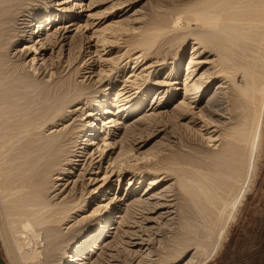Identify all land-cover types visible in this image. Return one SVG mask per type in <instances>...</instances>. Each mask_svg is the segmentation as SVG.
Segmentation results:
<instances>
[{"label": "rangeland", "instance_id": "1", "mask_svg": "<svg viewBox=\"0 0 264 264\" xmlns=\"http://www.w3.org/2000/svg\"><path fill=\"white\" fill-rule=\"evenodd\" d=\"M88 1L89 0H87V3ZM92 1L93 3L95 1L92 7L90 8L84 7L83 10L76 9L77 11L75 10L73 13L70 12L67 18H64L63 20H60L59 22L56 23L58 25H61V27H66V30H65V32L67 33L66 40L64 41V43H62L63 45L62 48L60 47L61 46L60 45L59 47H55L52 50L51 49L52 47L50 46V44H46L45 46L42 47L41 44L36 43L35 40L29 43L30 45L36 44L39 50L36 53V56H37L36 66L37 68H41L40 74L44 72L40 76L39 81L43 80V81H46L47 84L48 83L53 84L54 81L57 82L58 79L62 77H65V78L68 77L70 72L74 70L76 67L78 66L81 67L80 69L81 74L77 76L76 79L79 82L84 84V87H82L81 90L85 92L84 93L85 95L81 96L78 99V101L72 104L71 108L67 109V114L65 118L63 119V122L58 123L59 126L57 125L58 126L57 131L59 129H60L59 131H61L63 128H65V130L67 129V132L71 131L72 133L74 129H75L74 130L75 132H79L83 130L84 128H86V126H88V123H87L88 121H91V122L94 121L93 123L97 124L98 128L102 127V125L104 124L103 120L109 117L106 115V109L111 103L112 98L116 94H118V96L122 95L121 93L122 92L124 93L125 91L124 88H129L130 86L129 81H132L134 79L141 80L142 75L147 77V82L145 83L142 89H145V91L151 90V92L145 95V98L146 97L147 98L145 99V103L142 106L143 107L142 110L137 113L139 114L138 116H135L137 114L133 115L132 118L127 119L128 121L125 122V125H118V127L116 128L114 127L110 128V125L109 126L107 125L104 127V130L107 128V131L109 130V132L103 133V131L101 132L99 131V134H97L94 137L96 138L95 143H98L100 139H104V138H105L104 140H106L107 142H110L112 144L115 143L113 147H109L110 149L111 148L113 149L112 151H110L108 157H106V154L107 152H109L110 149L108 148L106 150L104 159L101 161V164H99V168H98V165H96V163L99 162V155H100L98 151L100 149L97 148L98 146L92 145L90 147H87V150L89 151L88 155H86V153H81L79 150L80 155L76 154V156H79V159L75 158L76 160H79L75 164L78 166H74V165H71V167L69 166V168L72 169V170L69 169L70 171H72V173L68 171L66 173L67 177L65 178V180L60 181L62 185L60 186L61 188L59 187L60 188L59 193H61L62 195L59 197V200L57 202H61L64 198L69 197V194L71 193L73 189L76 190L77 188L78 189L77 195H80V190L83 188L86 190V192L87 190L89 192L93 190L94 188L99 187L102 184L100 179L103 178L102 176L105 172V169L108 168L109 160L112 158L115 159L121 152H123L121 154L125 155L126 151L130 149H132V151L131 150L129 151L130 154L134 156V157L132 156L129 157V159L132 160L133 162V163L131 162L132 165H134L135 163L136 164L138 163L139 167H146L148 169H151L150 167L156 168L158 166L157 164H161L160 167L162 169L164 168L163 170H159V172L161 173L164 172V174L160 175V178H163V181L157 183V185L155 186L154 185L151 186L152 189L149 192L150 195L148 194V196L146 197H141L140 194L144 193V190L147 188L148 186L147 181H145L140 186H137L136 178L135 179L133 178L131 180V185L129 186L126 185L127 181L130 180L134 176V174L132 175L131 171L129 170L126 171L121 176L120 185L118 187H115L118 182L116 181L117 180L116 177H112L111 182L107 183V185H109V188L112 190L109 191L110 192L109 195H106L104 198L115 196L119 198H124L128 200V204L130 203L131 208L128 207V209L130 208L131 210L128 211L126 207L125 211L127 212H123L122 210H124L125 207H123L124 204L121 202V204H119L116 207L115 211L113 212H115L116 214L117 212L121 211L122 215L126 214L123 224L127 226H132V227L130 228L122 227L121 228L122 230L118 231L117 233L114 234L113 237L107 240V244L105 248H103L102 250H95V252L97 253L93 255L92 262H96L98 264H264V127L260 134L261 137H259L258 139L259 141L256 140V144H255V141L252 140V143H250L249 145L247 144L249 147L246 148L247 146L246 145L245 149L243 146H240V148H238L240 144L237 146L236 144L237 141L234 142L235 145L237 146L235 148L236 149L235 151L234 148H231L233 146L235 147L234 144H232L230 147L228 146V148L226 149V146L224 147L220 146L221 142L214 140L216 139L215 137H217L218 135L216 134V132H214L215 130L214 125H217L218 122L220 125H224V126L227 123L226 126L228 130L224 131L225 133L223 132V134L229 135L228 137L231 138L230 134H233V133L228 128L232 125V124L229 125L230 119L233 120L235 118V121L233 120V122L235 123L233 124L240 125L243 122V118H245L244 115L246 111L244 110L245 109L244 98L242 97V94H240V89H238L237 87L239 86V88H241L240 86H242V84L244 83L243 74L242 73L238 74L234 70L236 68L232 63H229V65L227 63L228 66L225 65L224 63L223 65L228 71L232 72L233 74L236 72L235 73L236 76L238 74L237 77L235 75H231L233 77L234 76L236 77V78L234 77L236 81H234L235 79L233 77L232 78L234 79L233 81L236 82L237 84L233 83L234 84L233 85L230 82L232 80L230 81L222 80L223 82L219 83V84H223L222 88L216 90V86H218L217 82L219 80L221 81V77L217 76L218 73H216L215 77L213 76L214 78L213 77L210 78L211 81L209 79H206L208 80L207 86H209V90H210L209 92L214 93V91L216 90L218 93L216 97L219 100L221 99L219 115L210 114L209 112H205V111H203L204 113H202L204 116L198 113L199 110L205 108L207 105L206 99H203V98L199 99L198 101L199 104L197 103L198 109L194 110L195 113L189 110L191 107L185 108V106H183L184 107V110H183V107L180 105L182 107L181 108L178 104H179L180 98L183 97L184 92L179 91V90L174 91L173 89L174 97L167 100V98L170 97L168 91L172 90V88H175L176 86L180 87V84H182V79L185 76V72L183 71L182 73L181 69H180L181 72L176 77L168 75V73H170V71L173 70L172 67H174V63L176 62V59L180 53H183L181 65L186 64L189 58L190 52H191L192 44L198 41L195 37L197 33L198 34L204 33L202 31H205V28H206V31H205L206 33L210 31L212 32L213 30H210V29L213 27H214L213 28L214 31H215V28L217 30L220 20L218 19L216 20L214 18V21H213L212 15L215 14L218 11V9H220V7L218 6L219 4L217 5V7L216 5L214 6L215 8H217L216 12L213 11L215 10V8H212V11H211L212 15L208 14L209 12L206 13L207 11L205 10L206 15L208 16L207 17L205 13H203L204 9L202 12L200 11L201 14L200 12L195 13V11L199 7L201 8V6L204 5L202 4V0H201L202 5L198 4L199 7L196 5L197 2L200 3L199 0H92ZM205 1H209V0H205ZM227 1L234 2V4L228 3V2L227 3L225 2L222 4L223 5L225 4L226 6H228L229 4L230 5L232 4L231 7L233 5L234 6L236 5L237 7L238 6L237 4H239L243 0H240V2L238 0V2L236 3L233 0L232 1L227 0ZM250 1L251 0H249V2L245 0L243 1V4L241 2V7L239 9L241 8L244 9V7L247 5V2L250 3ZM254 1L255 0L251 2L253 3ZM72 2L73 0H47V5H46L44 1L40 0L38 3H36L37 6L35 7V9H40L43 13H46L47 7L49 6H51L52 11H54L55 9L62 10L65 7H68L69 4H72ZM245 2H246V5H244ZM51 4L53 6L54 5H60V6L54 8L52 7ZM222 4H220V6ZM258 4L260 5V2H258ZM258 4L256 3V5ZM223 5H222V8L225 7V6L223 7ZM242 5L244 7H242ZM238 7L236 8V10H238ZM260 7L261 6H259L258 9H261ZM222 8L220 12L218 11L217 15L220 16V14L221 15L223 14ZM232 8L230 9V8L225 7L224 8L225 10L224 9L223 10L227 11L228 9V10H231L228 12H232L235 7L233 9ZM64 11L65 10H63V12ZM189 11L191 12V14L189 13ZM239 11L241 12L244 10H239ZM32 13L33 12H31L30 15L26 13L25 16H31ZM77 13H80L81 15L79 16V18L75 19L76 16H72V15L73 14L76 15ZM188 16L189 17L191 16V17L188 18ZM26 18L28 20V18L30 17H22L23 20L21 19L18 22L19 24H21L20 27L24 26L22 25V22L23 23L26 22L24 21L26 20ZM206 21H208L211 24H212V21L216 22L214 24L216 27L215 26L212 27ZM86 22L87 24L89 25L91 24V25L85 28L84 26ZM204 22L208 25H206ZM75 23L77 25H73ZM115 23L122 24V27H121L122 31L120 30V32L118 31L115 33L114 32L111 33V31H108V32H105L99 35L101 33L102 28L108 26V24L111 25ZM186 23H189V24L187 25ZM254 23L255 22H253V24ZM161 24L165 26L164 27L165 31L164 32L160 31L161 34L159 32L156 33L157 31H159L157 30V28L160 27L159 28L160 30L163 28V26L161 27ZM174 24L177 26L187 25V28H189V26L191 25L190 26L191 28L187 29L185 26H183L184 31H182L183 30L182 27H181L182 29L181 30L180 27L174 26ZM255 24H261V23L257 22ZM78 26H80V28L76 29V27ZM170 26L172 27L174 26L175 28H172ZM202 26L204 29L202 28ZM208 26H211V28ZM123 27L125 29H123ZM207 27L209 31L207 30ZM31 29H34V27H32ZM173 29H178V31L173 30ZM179 29L181 31H179ZM152 30L153 32L155 31L154 32L155 35L156 34L160 35V36L157 35V37L159 36L158 37L159 40L157 39L156 41L157 45H154L155 48L152 47V49L149 51V53H151V56H149L146 60L143 61V63H141V65L147 64V66H150V67L149 69L143 71L144 68L143 67L140 68L141 65H139L137 68L133 70V67H134L133 63L135 62L133 59L136 56L137 52L140 51L139 48L136 49L134 48V46L135 47L138 46L137 43L143 39V35L145 34V32L151 33ZM167 30L169 31L168 33H167ZM45 32L50 33V30L49 31L47 30ZM171 33H173V35ZM139 35H142V37L140 36L141 39L139 38ZM103 36H107L108 38L111 37L109 38L110 39L109 43L111 42L110 43L111 45L107 44L108 46L105 51L103 50V48H101L102 43L100 42ZM75 37H78L77 38L79 40L78 43L79 44L81 43L80 45L81 48L79 51L80 53L78 55L77 61H75V63L72 66L67 67L68 62L70 61L69 59L71 55L70 50H72L71 48H73L72 43L75 41ZM136 40L138 42H135ZM98 41L100 43H98ZM95 46H97V48H94ZM17 48L21 49L22 45L18 46ZM261 48H264V45H262ZM96 49H97V52L99 51V54L97 52L93 53ZM204 49L205 48L201 50L202 53H200V55L196 54L195 58L196 56L201 59H203L204 57V59L207 60L208 62H211V61L212 62L211 64L209 63V64L200 65L199 68L196 67L197 71L194 73V75H196L199 72V74L196 76V79L204 71H208V72L217 71L216 69L217 67L214 68V66H218V64H220L221 62V60L219 59H221L222 56L220 57L216 51L206 52L208 49L206 51ZM256 49H260V47ZM262 50H263V53L260 52L259 56L264 57L263 55L264 49ZM69 51H70V55H69ZM128 51H131V52L128 54ZM255 52H256L255 55L259 53L257 51ZM60 54L62 55V57L60 56ZM34 55L35 53L31 52L26 62H30ZM57 56H60V60H63V62L64 61L67 62L63 64L64 68H66L65 71L60 70L56 72V70H52L50 63L56 64L57 61H59ZM259 56H257V58ZM99 57L101 59H99ZM163 63L165 64L163 65ZM127 64H130V65H127ZM158 64H161V65L158 66ZM261 70L264 71V66H262ZM261 70L259 71L261 75V76L259 75V77L261 78L259 80V83L260 82L261 83H260V86L258 87L259 89L257 88V92L259 93V96H260L259 98L261 99V106L258 103V106H259L258 108L260 107L264 108V95H263L264 94V84H263L264 78L262 77L264 72ZM52 71H53V75H52ZM84 75H85V79L83 78ZM131 75L133 77L129 78V76ZM168 84H172V85L170 86ZM116 90H118V93H116ZM238 90H239V93L237 92ZM102 92H107L108 99L111 98V100L107 102L102 108H100L98 113L95 112L94 113L95 115L92 116L93 118L92 117L89 118L88 114L89 112L91 113L93 106L96 105L97 103L95 100L100 95H102L101 94ZM160 92H164V93L160 94ZM155 93H157V96L162 97L161 100H159L160 101L159 103L161 105L158 107V109H156V113L161 112L159 113L160 116L158 115V116L153 117L152 115L150 116V118H146V120L144 119L142 121H139L140 122L139 124L137 119H139L140 116L142 117L143 114L147 115L153 112L152 110H150V112L146 113L145 110L149 108L150 103L152 99L154 98ZM189 99L190 100L196 99V96L194 95V93L193 95L189 96ZM222 104L224 107L222 106ZM196 113L197 115H195ZM117 117L120 118L119 115L117 116L115 115L112 118H117ZM209 119L211 121L213 120L211 123L212 125L210 124L211 121ZM124 121H125L124 119L119 120V122L121 123ZM206 123H208V125ZM205 125L209 127H206ZM123 126L129 127L128 128L129 130H127L128 133L124 131ZM130 129H133V130L130 131ZM71 133L69 134V136L73 135ZM83 135L84 133L73 135V138L75 137L79 138L76 140L78 144L79 142H81V145H82L81 148H84L87 144L86 141H82L84 140V138L82 137ZM210 138H212L211 141H208V139L210 140ZM120 141L123 144H121ZM120 144L123 147H121ZM257 144L258 146H256ZM99 145L101 146V143H99ZM132 145L134 148L132 147ZM121 148H124V149L121 150ZM223 148H224V152L222 151ZM231 149L233 150V152ZM228 151H231V154ZM224 153L226 154L229 153V155H226ZM235 153L237 154L235 155ZM127 154L128 156H130L129 153ZM220 155L223 156L224 158L225 157L227 158V159L225 158L226 160H225V164H223L224 166L219 164L218 156ZM215 156L217 158H215ZM230 156L233 158H231ZM125 157L127 156H123V159ZM121 158L120 159L118 158L119 161L120 160L122 161ZM139 158L141 159L143 158L144 160L143 159L140 160ZM212 158L214 160H212ZM230 158L236 159V160H231V162L227 164ZM136 159H139L138 160L139 162L138 161L136 162L135 161ZM119 161L117 160L116 163H118ZM214 162L216 164H214ZM122 163L123 162H121V164ZM124 164L123 166L126 165ZM114 166H117V164L116 165L112 164V166L110 165L108 170L112 171L116 169L114 168ZM190 166L193 172L192 170H190L191 169ZM221 166L225 168V171L218 173V171L221 169ZM229 166L232 169L234 167V170L236 172L235 175H232L234 174L233 173L234 170H232V173H231L230 172L231 168ZM235 166H236V169H235ZM215 167L217 168L219 167V168L217 169ZM157 168H159V166ZM184 168L189 172V175L187 174V171L183 173L185 171ZM145 169H143L144 175H147L148 178L155 177L154 174L151 175L152 172H150L148 169L146 170ZM165 169L170 173L165 171ZM168 169L171 171H169ZM174 169L178 171V172L176 171V174L180 173L183 176H185L186 174L191 178H194V176L199 177V174H200L201 180L204 179L202 181H205V182L207 180L208 183L206 182L205 184L201 180H198L200 179V177L198 179H195L194 181L192 180L195 183L199 181V183L196 184L198 186H200L199 184L201 182H202L201 183L202 185L204 184L203 185L204 187L207 184L210 185L213 182L214 183L216 182L217 184L213 183L210 186L208 185L206 186L209 189L213 188L215 189L214 191H216V192L213 191L211 193V190H209L210 193L206 194L208 195L209 201L206 200L207 196L205 197V201H204L205 195L201 196L203 195L201 194L199 196L198 195L199 193L195 194L197 192L196 191L194 192V190H192L191 188H190L191 190L189 189V194L190 196L195 194V195H198L199 198L202 197L201 200H203L205 203L209 202V204L211 203L213 205L212 202L215 203V200H218L216 201V203L219 202L221 204L218 203V207H217L215 206L217 205L215 203L214 204L215 208L214 206L210 208L211 204L209 205V207H207L208 206L207 204L201 203L203 201H200V199H196L197 196L196 197L192 196L194 200H197V201H194L193 198L190 199L191 197L187 193H185L186 189L183 191L182 189L184 187H180V184L182 185L183 182L185 183L187 179L185 180V178H182L183 176H180V174L179 176L178 174L173 175L175 173ZM200 169L203 171V172L201 171L202 174L201 173L198 174V171L200 172ZM205 169H209V170L205 171ZM181 170H184V171H181ZM195 170H197L196 172L198 176L195 175L196 173L194 172ZM173 171L174 173H171ZM204 171L206 173L208 172L207 176L209 175L211 176L212 173L209 174V172H213L212 176H215V179L212 181V183L209 184V182L211 181H209L207 178L206 179L202 178V175H206ZM95 174L98 176L99 179L97 178L98 180L95 183H93L95 185H92L89 182V179L90 178L93 179L94 177H97L95 176ZM234 176L236 178H234ZM164 177H166V179ZM232 177L235 180L237 179L236 182L235 180L232 179ZM181 178L185 181H181ZM177 179H179V182ZM220 183L226 187H223V185H221ZM234 183H236L237 185H235ZM132 185L134 187L129 191L128 189L132 187ZM218 185L220 186L218 187ZM137 187L139 189L136 192H132L133 190L135 191ZM227 187H228V190H226ZM217 188H219L218 189L219 191L217 190ZM231 189L233 191H231ZM190 191L192 194L190 193ZM217 192L220 196L216 195ZM56 194H58V192ZM185 194H187L188 196H186ZM94 195H95L94 193L93 194L91 193L90 197L92 196L95 197ZM152 195L153 196L157 195L156 197H160V198L163 197V200L166 199L170 207L168 206V208L160 209L159 211L156 210L157 213L146 215L145 211L148 205L147 204L148 200H146V198ZM227 195H229L230 198ZM209 196L214 201L210 200L211 198ZM216 196L217 198L218 197L219 198L217 199ZM87 197L88 195L85 196V199ZM140 199L141 201L143 200V202H141ZM168 200H171V201H168ZM99 201L100 199H96L94 201H88L85 211H83V213H85L88 209L94 208L95 205ZM222 201L223 203L224 201H226L225 204H222ZM144 202H146L145 205H144ZM140 203H142L144 206L143 205H142L143 207L140 206ZM229 203L231 207L227 206L229 205ZM219 205H222V207H220ZM206 207H207V210L204 209ZM216 207L219 209H217ZM212 208H214V210L211 211L210 209ZM222 208L224 210H222ZM208 209L210 213L208 212ZM167 211L168 212L170 211V214H167L165 218L158 217L159 214L165 213ZM201 211L202 212L204 211V212L202 213ZM216 212H218L219 214ZM79 215L80 214H78L77 216L78 217L77 220L83 217ZM143 216L152 217L155 221L146 223L142 220L144 218ZM208 217L210 218V220L208 219ZM116 220H117L116 218L115 219L113 218V224H115L114 222ZM98 221H100V218L91 219L90 221H85L81 223L80 225H78L73 217L71 219V222L67 226H63V233L67 234V238L69 237L71 238L74 236H77V237L83 236L85 235V233H87V231H90L91 228L94 227V225L96 226L99 223ZM124 231H126L127 233L130 232L129 233L130 235L128 234L129 238L123 236ZM131 233L134 235L136 234V236L138 234V237L139 238L141 237V240L140 239L131 240V237H132ZM130 241H133V242H130ZM138 242L139 243L142 242V244L137 245V246L131 245V243L133 244V243H138ZM67 243H69V241H67ZM70 243L72 242L70 241ZM69 247L70 245H68L66 248V254H67L66 256H68L69 255L68 253H70ZM0 257L5 264H12V262L10 261L11 260L10 257L7 256L4 250V247L2 246L1 240H0Z\"/></svg>", "mask_w": 264, "mask_h": 264}, {"label": "bare ground", "instance_id": "2", "mask_svg": "<svg viewBox=\"0 0 264 264\" xmlns=\"http://www.w3.org/2000/svg\"><path fill=\"white\" fill-rule=\"evenodd\" d=\"M39 1L40 0H0V240L2 242V246L4 247V250L7 254V256L10 257V259H11L10 261L12 262V264H98L96 262H92L93 255H95L97 253V252H95V250H102L103 248H105L106 244H107V240L109 238L113 237L115 233L122 230L121 229L122 227H126V228L132 227V226H127V225L123 224L124 223L123 221H124L126 214L122 215L121 211L117 212L116 214H115V212H113V211H115L116 207L119 204H121V202L124 204L123 207H125V208H124V210H122V209H120V210H122L123 212H127V211H125L126 207H127L128 211L131 210L130 209L131 208L130 203L128 204V200H126L124 198H119V197H115V196L104 198L106 195H109V193H110L109 191L112 190L109 188V185H107V183L111 182L112 177H116L117 178L116 181H118V182H117V185L115 187H118L120 185L121 176L126 171L129 170V171H131L132 175L134 174V176L130 180L127 181L126 185L127 186L131 185V180L133 178L134 179L136 178V183H137L136 185L137 186H140L145 181H147L148 182L147 188L144 190V193L140 194L141 197H146V196H148L150 190L152 189L151 186H153V185L155 186V185H157V183L163 181V178H160V175L164 174V172L161 173V172H159V170H163L164 168L162 169L160 167L161 164H157L160 169L157 168L158 166L156 168L150 167L151 169H148L146 167H139L138 163L137 164L135 163L134 165H132L131 164L132 160L129 159V157L132 156L129 151L130 150L132 151V149H130V150L127 149L128 151L124 150V151H126V154L124 155V154H121V153H123V152H121V150L124 148H121V150H120L121 155L119 154L115 159L112 158L109 160L108 168L110 165L112 166V164H115V165L117 164V166H114V168H116V169H114L112 171L108 170V168L105 169V172L102 176L103 178L100 179L102 184L99 187H96L89 192H88V190L86 192V190L84 188L81 190L79 189L80 195H77V190H78L77 188H76V190L73 189L71 191V193L69 194V197L64 198L61 202H57L59 200V197L62 195L61 193H59L60 188H61L60 186L62 185L60 183V181L65 180V178L67 177L66 173L68 171L72 170L71 168H69V166L70 167H71V165L78 166L75 164L79 160H76L75 158L79 159V156H76V154H79V150L81 153H86V155H88L89 151L87 150V147H90L92 145L98 146L97 148L100 149V150H98L96 148L100 154L99 155V162L96 163V165H98V168H99V164H101V161L104 159L106 150L109 147H113V145H115V143L112 144L110 142H107L106 140H104L105 138L100 139V141L98 143H95L96 138H94V137L97 134H99V131L100 132L103 131V133L109 132V130L107 131V128L104 130V127L107 125L108 126L110 125V128L111 127L116 128V127H118V125H125V122L128 121L127 119L132 118L133 115L137 114L138 112H140L142 110V108H143L142 106L144 105L145 99L147 98V97L145 98V95L149 94V92H151V90L145 91V89H142L143 86L145 85V83L147 82V77L142 75L141 80L140 79H134L132 81H129V83H130L129 88H124L125 89L124 93L122 92L121 93L122 95L119 94L120 96H118V94H116L112 98V100H111V98L108 99V93L107 92H102L101 93L102 95H100L95 100L97 103H96V105L93 106L91 113L89 112V114H88L89 118L94 116L95 112L98 113L99 109L102 108L107 102H109L111 100V103L109 104V106L106 109V115L109 117L107 119L103 120L104 124L102 125V127L98 128L97 124L93 123L94 121L93 122L88 121L87 122L88 126H86V128H84L83 130H81L79 132H75L74 131L75 129L72 131V133H71V131L67 132V129L65 130V128H63L61 131H59L60 129L57 131V128L59 126L58 123L63 122V119L65 118V116L67 114V109L71 108V106H72V104H74V102L78 101V99L81 96L85 95L84 94L85 92L83 90H81L82 87H84V84L79 82L76 79V77L81 74L80 73L81 67L78 66L74 70H72V71L70 70L71 72H70L68 77H66V78L62 77V78L58 79L57 82L54 81L53 84H50V83L47 84V82L43 81V80L39 81L40 76L44 73L43 72L42 74H40L41 68H37V66H36L37 65L36 53L39 50H38V47L36 46V44L30 45L29 43H31V41L35 40L36 43L41 44L42 47L45 46L46 44H50V46L52 47L51 48L52 50L55 47H59L60 45H61L60 47L62 48V46H63L62 43H64V41L66 40V34H67L65 32L66 27H61V25H58L56 23L59 22L60 20H63L64 18H67L68 14L70 12L73 13L76 9H78V10L82 9L83 10L84 7L85 8L92 7L94 5L95 1L93 3L92 0H89L87 3V0H73L72 4H69L68 7H65L62 10L55 9L54 11H52L51 6H49V7H47L46 13H43L40 9H35V7L37 6L36 3H38ZM42 1H44V3L47 5V0H42ZM203 1H205V0H202V4H204L205 6L201 4V0H199L200 3H198V2L196 3V5L198 7L200 4L202 6H201V8L199 7L200 9L198 7H196V8H198L197 9L198 11L196 10L195 13L196 12L199 13L200 11L202 12L204 9L203 13H205V10H206L207 11L206 13L209 12L208 14L212 15L211 11H212V8H215L214 7L215 5L217 7V5L219 4L218 6L220 7V9H218V11L220 12L222 5H223L222 3L228 2V3L234 4V2H229L227 0L226 1L225 0H209V1H205V2H203ZM233 1H235V3L238 2V0L237 1L233 0ZM243 1H245V0H243ZM243 1H241L242 4H243ZM246 1L249 2V0H246ZM251 1H253V0H251ZM251 1H250V3L247 2V5L245 2V4H244V5H246L245 7L242 5V7H244V9L243 8L239 9L241 7V2L239 0L240 3L237 4L239 6V7L237 6L238 10H236V8H237L236 5L235 6L233 5L232 7L233 8L235 7V8L232 12H228V11H231L228 9H227V11H224L225 7L231 9L232 4L231 5L229 4L228 6H226L224 4L223 7L224 6L225 7L222 8L223 14L221 15L219 13L220 16L217 15L218 11H217V8H215V10H213V11L214 12L217 11L215 13L216 15L213 14L212 15L213 18H212V16H211V18L213 21H214V18L216 20L217 19L220 20L219 24H218L219 29L217 28L218 32H217L216 28H215V31L213 29L214 28L213 26H215L214 24L216 22L212 21V24H213L212 25L211 23L206 21L213 27V28H211V26H208L211 28V29L209 28L210 30H213L212 31L213 33L211 31L208 32L209 31L208 27H207L208 33L205 32L206 28H205V31H202L204 33H202V34L197 33L198 35L196 34L195 37L198 41L196 40L197 42L192 44L191 52H190V55H189V58H188L186 64L181 65L183 53H180L176 59V62L174 63V67H172L173 70L170 71V73H168V75L176 77L179 75V73L181 71H182V73L184 71L185 76L182 79V84H180V87L176 86L175 88H172V90L168 91L170 97H168L167 100L174 97L173 89H174V91L175 90L182 91V92H184L183 97L180 98L178 105L179 106L181 105L182 107L185 106V108L191 107L189 110H191V111H193V113H195L194 110L198 109L197 106L199 104L198 103L199 99H202V98L206 99L207 105L205 108L199 110L198 113L200 115H203L202 114V113H204L203 111L209 112L210 114L219 115L220 114L219 111H220L221 99L219 100L216 97L218 94L216 90L222 88V86H223V84H219V83L223 82L222 80H229V81L232 80L230 82L232 84L233 83L235 84L236 82H234V81H236L235 78L238 76V74H241V73L243 74L244 83L242 84V86H240L241 88H239V86H237L238 89H240V94H242V97L244 98V103H245L244 104L245 105L244 110L246 111V113H245V115L243 113V115L245 116V118H243V122L240 125L239 124L234 125L233 123H235V122H233V120L235 121V118L233 120L230 119L229 125H231V124L232 125L228 128L233 133V134H230L231 138L228 137L229 135L223 134L224 131L228 130L227 126H226L227 123L225 126L220 125L219 122H218L219 125L218 124L214 125L215 126L214 132H216V134H218V135H217V137H215L216 139H214V138L213 139L215 141L221 142L220 146H222V147L226 146V149L228 148V146L230 147L232 144L235 145L234 142H236V141L238 142V143L236 142L237 146L240 144L238 148H240V146H243L244 149H245V146L247 144L249 145L250 143H252V140H254L255 144H256V140L259 141L258 139H259V137H261L260 134H261L262 129L264 127V108L263 107L258 108L259 107L258 103L261 106V99L259 98L260 96H259V93L257 92V88L260 86V83H261V82L259 83V80L261 79L259 77V75H260L259 71L261 70L262 66H264V57L259 56L260 52L263 53L262 49H264V48H261L262 45H264V0H257V1L255 0L256 2L254 1L253 3ZM258 2H260V5L258 4ZM256 3L259 6H261L260 7L261 9H258L259 6L256 5ZM220 4H222V5L220 6ZM59 6L60 5H54V6L52 5V7H54V8L59 7ZM257 6H258V8H257ZM186 7H187V5H186ZM63 10H65V11L63 12ZM208 10H210V11H208ZM239 10H244V11L240 12ZM190 11H192V10H190ZM190 11H189V13L191 14ZM31 12H33L31 14V16H25L26 13H28L30 15ZM201 12H200V14H201ZM195 13H193V14H195ZM206 13H205V15H206ZM80 15H81L80 13H77L76 15L73 14L72 16H76L75 19H77V18H79ZM103 15H104V13H103ZM22 17H30V18H28V20L26 18V20H24L26 22H24V23L22 22V25H24V26L20 27L21 24H19L18 22L22 19ZM190 17L188 16V18H190ZM209 19H210V17H209ZM192 21H194V20H192ZM253 22H255V23L260 22L261 24H255V23L253 24ZM217 23H218V21H217ZM115 24H111V25L108 24V26L102 28L101 33L99 35H101L105 32H108V31H111V33L112 32L115 33L118 31L120 32V30L122 29L121 28L122 24H119V23H115ZM186 24L188 25L189 23H186ZM73 25H77V24L75 23ZM90 25L87 24V22H86L84 27L86 28L87 26H90ZM187 25H183V26H185L187 28ZM206 25H208V24H206ZM219 25H220V27H219ZM162 26L163 25L161 24V27ZM174 26H177V25L174 24ZM174 26L173 27L170 26V27L175 28ZM183 26L179 25L177 27H180V29L182 27V29H183ZM190 26L187 29H190L191 28ZM32 27H34V29H31ZM164 27L165 26H163V28L161 30L159 29L160 27L157 28V30H159V31H157L156 33H158V32L160 33V31L164 32L165 31ZM166 27H168V26H166ZM79 28H80V26L76 27V29H79ZM202 28H203V26H202ZM123 29H125V28L123 27ZM180 29H179V31L182 30V29L181 30ZM47 30L48 31L50 30V33L45 32ZM173 30L178 31V29H173ZM169 31H170V29H169ZM169 31L167 30V33ZM182 31H184V29ZM194 31H196V30H194ZM149 32L148 33L145 32V34L143 35V39L140 41L138 39L139 42L137 40L135 41V42H138L137 43L138 46H136V47L134 46V48H136V49L139 48L140 51L137 52L136 56L133 59L135 61L133 63L134 64L133 70L135 68H137L139 65H141V63H143V61L146 60L149 56H151V53H149V51L152 49V47L155 48L154 45H157L156 41L160 35L159 34L155 35V33H154L155 31L153 32V30L151 33H149ZM191 33H192V31H191ZM171 34L173 35V33H171ZM157 35H159V36L157 37ZM140 36L142 37V35H139V38L141 39ZM77 38L78 37H75V41L72 43L73 48H71L72 50H70L71 55H70V51H69L70 61L68 62L67 67L72 66L75 63V61H77V59H78V55L80 53L79 51L81 48V46H80L81 43L80 44L78 43L79 40ZM109 38H111V37H109ZM109 38L107 36H103V38L100 40V42L102 43L101 48H103L104 51L106 50L107 46L111 43V42L109 43V40H110ZM100 42L98 41V43H100ZM19 44L22 45L21 49L17 48L18 46H20ZM134 45H136V44H134ZM258 47H260L261 51H260V49H256ZM94 48H97V46H95ZM203 48H205L204 49L205 51L207 49L208 50L210 49L209 51L207 50L206 52H213V51L215 52L216 51L220 57L222 56V58L219 59V60H221V62L218 61V62H220V64H218V66H214V68L217 67L216 68L217 71H214V72L204 71L196 79V76L199 74V72H198L196 75H194V73L197 71L196 67L199 68L200 65L209 64V63L211 64V62H212V61L208 62L207 60L204 59V57H203V59L198 58L197 56L195 58L196 54L200 55V53H202L201 50ZM255 51L259 52L256 55L261 57V58H259V57L257 58V56L255 55V53H256ZM31 52L35 53V55L32 57L30 62H26V60H27V58ZM96 52H97V49L93 53H96ZM130 52L131 51H128V54ZM97 53L99 54V51ZM60 56L62 57L61 54H60ZM60 56H57L59 61H57L56 64L53 63L54 61L52 62L53 64L50 63L52 70H56V72L60 71V70L65 71V69H66L63 66V64L66 61L63 62V60H60ZM160 56H162V55H160ZM193 56H194V58H193ZM99 59H101V58L99 57ZM93 62H95V61H93ZM224 63H225V65H227V63H228V65H229V63H232L236 68L234 70L238 73L237 76L235 75L236 72L233 74L232 72L228 71L225 68V66L223 65ZM164 64L165 63H163V65ZM127 65H130V64H127ZM159 65H161V64H158V66ZM204 66H206V65H204ZM141 67H143L144 68L143 71H145V70L149 69L150 66H147V64H143L140 66V68ZM218 67H219V69H218ZM180 69H181V71H180ZM261 71H263V70H261ZM216 73H218V75H217L218 77H221V81L219 80L217 82L218 86H216V90L214 91V93H212V92H209L210 91L209 86H207L208 80H206V79L210 80L211 77H213V76L215 77ZM52 75H53V71H52ZM231 75H235L236 77L234 76L235 77L234 78ZM131 77H133V76L132 75L129 76V78H131ZM262 77L264 78V74ZM83 78L85 79V75L83 76ZM262 82H263V80H262ZM168 85L171 86L172 84H168ZM237 92L239 93V90ZM116 93H118V90H116ZM162 93H164V92H160V94H162ZM193 93L196 96V99L190 100L189 96L193 95ZM161 98L162 97L157 96V93H155L154 98L152 99L149 108L147 110H145L146 113L150 112V110H152L153 112L150 114H147V115L143 114L142 117L140 116V118L137 119L138 122L142 121L144 119L146 120V118H150V116H152V115H153V117L158 116L159 113H161V112L156 113V109H158V107L161 105L159 103L160 102L159 100H161ZM222 106H223V104H222ZM241 108H243V107H241ZM183 110H184V107H183ZM221 112H222V110H221ZM71 113H72V111H71ZM104 114H105V112H104ZM115 115L116 116L119 115L120 118L119 117L112 118ZM138 115L139 114H137L135 116H138ZM195 115H197V113ZM120 119H124L125 121L121 123V122H119ZM137 120H136V122H137ZM212 121L210 122V124L212 123ZM208 123H206V124L208 125ZM139 124H140V122H139ZM207 125H205V126L209 127ZM123 127H124L125 132H127V130H129L128 129L129 127H127V126H123ZM131 130H133V129H130V131ZM70 133L73 135H76V134L78 135L80 133H82V134L84 133V135L82 136L84 138V140H82V141L87 142L86 146L84 148H81V146H82L81 142H79V144H78L77 140H76L79 138H77V137L73 138V135L69 136ZM211 139L212 138H210V140L208 139V141H211ZM99 143H101V146L99 145ZM120 143H121V141H120ZM121 144H123V143H121ZM136 144H137V142H136ZM248 145L246 146V148L249 147ZM237 146L235 145V147L233 146L231 148L235 149ZM256 146H258V144ZM259 146H260V144H259ZM121 147H123V146L121 145ZM132 147H133V145H132ZM112 149L113 148H111L109 150V152H107L106 157L109 156V153H110V151H112ZM252 149H254V148H252ZM222 151L224 152V148L222 149ZM235 151H236V149H235ZM240 151H241V149H240ZM228 152L231 154V151H228ZM232 152H233V150H232ZM127 153H129L130 156H128ZM229 153L228 154L224 153V154L229 155ZM236 154L237 153H235V155ZM122 155L127 156V157H125L126 159L124 158L125 160L123 159ZM252 155H253V153H252ZM121 156H122V158H121ZM216 156H215V158H217ZM220 156H218V161H219V164L223 165V164H225V160L227 158L225 157L226 158L225 159L223 156H221V157ZM80 157H82V156H80ZM132 157H134V156H132ZM234 157H236V156H234ZM118 158L119 159L121 158L122 161L121 160L119 161ZM231 158H233V157H231ZM231 158L227 164H229L231 162V160H236V159H231ZM139 159L142 160L143 158L142 159L139 158ZM139 159H136L135 161L137 162ZM241 159H242V157H241ZM117 160L119 161L118 163H116ZM212 160H214V159L212 158ZM121 162H123V163L121 164ZM240 162H241V160H240ZM90 164H91V162H90ZM123 164L125 166H123ZM214 164H216V163L214 162ZM219 164H218V166H219ZM237 164H239V163H237ZM181 167H183V166H181ZM226 167H227V165H226ZM66 168H68V169H66ZM145 168L148 169L150 172H152L151 175L154 174L155 177H149L148 178L147 175H144L143 169H145ZM176 168H177V166H176ZM187 168H188V166H187ZM190 168H191V166H190ZM215 168H217V167H215ZM235 169H236V166H235ZM184 170H181V171H184L183 173H185L187 170L185 168H184ZM190 170H192V168ZM208 170L209 169H205V171H208ZM230 170L229 171L232 173V170H234V167H233V169L231 168ZM165 171H167V170L165 169ZM169 171H171V170H169ZM174 171H175V173H174ZM174 171L171 173H174L173 175H177L178 174V173L176 174L177 170L174 169ZM196 171L197 170H195L194 172H196ZM201 171L202 170L200 169V172L198 171V174L201 173ZM214 171H215V169H214ZM223 171H225V168H223L221 166V169L218 171V173L223 172ZM192 172H193V170H192ZM70 173H72V171H70ZM168 173H170V172H168ZM205 173H203V174H205ZM207 173H206V175H202V178H205V179L207 178L209 181H211V182H209V184H210L215 179V176H212L213 172H209V174L212 173L211 176L210 175L207 176L208 175ZM233 173L234 174H232V175H235V173H236L235 170ZM179 174H178V176H179ZM187 174L189 175L188 171H187ZM237 174H239V173H237ZM188 175L185 174V176H186L185 177L182 174H180V176H183L182 178H185V180L187 179L186 181H188V180L190 181V183H189V181L186 182L185 180H183L181 178V181H185V183L181 182L182 185L180 184V187H184L183 189L182 188L181 189L183 191L186 189L185 193H187L190 196L189 189L191 188L192 190H194V192L195 191L197 192L195 194L199 193L198 194L199 196L201 194H203L201 196L205 195L204 201H205L206 196H207L206 200L209 201L208 195H206V194L210 193L209 190H211V193H212L215 189H213V188L209 189L208 187H206L208 184L204 187L203 186L204 184L202 185L201 183L204 182L206 184L207 180H206V182L202 181L204 179L201 180L200 174H199L200 179H198L199 177H195V176H194V178H191ZM195 175L198 176L197 172L195 173ZM95 176H97V175L95 174ZM97 178H98V176L94 177L93 179L90 178L89 182L92 185H95L93 183H95L99 179V178L98 179ZM164 178L166 179V177H164ZM234 178H236V177L234 176ZM195 179L202 181V182L200 181L201 182L199 184L200 186L196 185L197 183H199V181L196 183L193 182ZM232 179H233V177H232ZM177 180L179 182V179H177ZM225 180H227V179H225ZM233 180H235V179H233ZM236 180H235V182H236ZM224 181H223V183H224ZM237 182H239V181H237ZM231 183H232V181H231ZM177 184H179V183H177ZM212 184H210V185H212ZM234 184L237 185L236 183H234ZM210 185H208V186H210ZM221 185H223V184H221ZM214 186H216V185H214ZM219 186L220 185H218V187ZM133 187L134 186L132 185V187H130L128 190L130 191ZM223 187H226V186L223 185ZM165 188H167V187H165ZM234 188H236V187H234ZM138 189L139 188L137 187L135 189V191L133 190L132 192H136ZM181 189H180V191H181ZM218 189L219 188H217V190ZM226 190H228V187ZM231 191H233V190L231 189ZM231 191H230V193H231ZM57 192H58V194H56ZM214 192H216V191H214ZM234 192H235V190H234ZM91 193L92 194L94 193L95 197H93V196L90 197ZM190 193H191V191H190ZM187 194H185V195L188 196ZM86 195H88V197L85 199ZM194 195H191L190 199H192L193 197H196V196L198 197V195H195V196ZM214 195H215V193H214ZM216 195H219L218 192ZM156 196L152 195V196L146 198V200H148V202H147L148 205H147L146 211H145L146 215L157 213V211H159L160 209L168 208V206L170 207V205L168 204L166 199L163 200V197L160 198V197H156ZM171 196H172V194H171ZM227 196H229V195H227ZM197 197H196V199H200V201H203V200H201L202 197L201 198H199V197L197 198ZM216 198H217V196H216ZM229 198H230V196H229ZM96 199H100V201L95 205V207L92 209H88L86 211L87 213L86 212L83 213V211H85V208L87 206L88 201H94ZM193 200H194V198H193ZM210 200L214 201L212 198ZM140 201H141V199H140ZM163 201H165V202H163ZM168 201H171V200H168ZM194 201H197V200H194ZM204 201L201 203L204 204L205 203ZM216 201H218V200H215V203H216ZM226 201H224V203L222 201V204H225ZM141 202H143V200ZM166 202L168 205L166 204ZM145 203L146 202H144V205H145ZM212 203H213V205L211 203H210L211 204L210 205L209 202L205 203V204L208 205L207 207H209V205H210V208H211L215 204L214 202H212ZM218 203L219 202H217L216 203L217 205H215V206L218 207ZM219 204H221V203H219ZM142 205L143 204L140 203V206H142ZM215 206H214V208H215ZM219 206L222 207V205H219ZM227 206H230V203ZM128 207H130V208L128 209ZM207 207L204 209L207 210ZM214 208H212L210 210L212 211V210H214ZM223 208H222V210L225 209V208L224 209ZM144 209H145V207H144ZM204 209H202V210H204ZM217 209H219V208H217ZM208 212L210 213L209 209H208ZM205 213H206V211H205ZM216 213H218V212H216ZM78 214H80L79 216H83V217H81V219L79 218V220H77ZM83 214H85V215H83ZM167 214H170V211L169 212L167 211L165 213H161L158 215V217L165 218ZM73 217H74V220L76 221V223L78 225H80L81 223H83L85 221H90L91 219L100 218V221H98L99 223L97 222L98 224L96 226L94 225V227H92V228L90 227L91 230L87 231V233H85V235L80 236V237L74 236L71 238L70 237L67 238V234L63 233V226H67L71 222V219ZM113 218L117 219L114 222L115 224H113ZM208 219L210 220L209 217H208ZM142 220L146 223L155 221L152 217H148V216H145ZM222 220H224V219H222ZM126 231L123 232L124 237H128V234L130 233V232L127 233L128 231L127 232ZM139 239L141 240V237L139 238L138 234H137V236H136V234L135 235L132 234L131 240H139ZM67 241H69V243H67ZM70 241L72 243H70ZM130 242H133V241H130ZM142 242L133 243V244L131 243V245L132 246L141 245ZM68 245H70V247H69L70 253H68L69 255L66 256L67 255L66 254V248Z\"/></svg>", "mask_w": 264, "mask_h": 264}, {"label": "water", "instance_id": "3", "mask_svg": "<svg viewBox=\"0 0 264 264\" xmlns=\"http://www.w3.org/2000/svg\"><path fill=\"white\" fill-rule=\"evenodd\" d=\"M0 264H5V263L3 262V260L1 259V257H0Z\"/></svg>", "mask_w": 264, "mask_h": 264}]
</instances>
